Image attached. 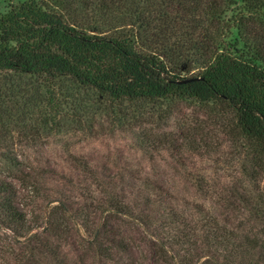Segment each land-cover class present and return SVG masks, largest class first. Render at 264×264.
Masks as SVG:
<instances>
[{
	"label": "rangeland",
	"instance_id": "obj_1",
	"mask_svg": "<svg viewBox=\"0 0 264 264\" xmlns=\"http://www.w3.org/2000/svg\"><path fill=\"white\" fill-rule=\"evenodd\" d=\"M24 1L0 0V15ZM36 1L69 22L74 19L81 30L133 35L144 47L150 40L154 46L153 35L168 40L177 34L165 53L171 60L178 57L180 76H197L203 67L190 45L201 24L164 14L156 0H127L115 18L97 14L80 0ZM153 2L156 10L146 17L143 10ZM248 7L246 0L227 7L221 22L224 41L233 56L264 69V60L253 54L262 45L252 32L263 17ZM182 53L185 60L178 56ZM236 129L235 112L221 102L110 103L67 76L51 80L0 72V180L16 191L15 205L32 230L25 237L40 235L50 209L59 203L82 213L65 221L68 238L58 232L49 237L51 247H60L55 256L32 243L34 264H106L86 244L102 226L101 209L112 199L127 203L133 217H147L151 227L144 229L133 219L118 226L112 222L128 247L107 264H162L147 240L156 241L154 229L159 233L167 224L163 233L185 235L174 247L182 257L177 264H191L190 259L192 264H220L224 257L230 264H264V148L248 147ZM85 207L86 214L80 210ZM26 238L0 226V264H28Z\"/></svg>",
	"mask_w": 264,
	"mask_h": 264
},
{
	"label": "trees",
	"instance_id": "obj_2",
	"mask_svg": "<svg viewBox=\"0 0 264 264\" xmlns=\"http://www.w3.org/2000/svg\"><path fill=\"white\" fill-rule=\"evenodd\" d=\"M156 1L164 14L186 16L189 21H196L195 25L201 24L190 44L192 47L195 45L192 49L198 52L197 58L203 65L197 76L189 77L197 80L178 83L188 78L180 76L183 72L178 57L171 60L165 53L177 34L168 40L153 35L154 46L150 40L148 47H144L135 43L133 35L128 37L114 30L106 34L81 30L74 19L69 22L61 12L36 0H26L0 15V72L37 75L51 80L67 76L80 86L97 91L110 103L158 99L221 102L235 112L237 136L248 147L255 145L264 148V69L251 63L248 58L233 56L224 41V24L221 22L227 7L234 0ZM246 1L252 15L263 17L258 22L259 27H254L252 32L259 46L262 45V49H255L253 54L258 61L264 60V0ZM126 2L80 0L78 3L97 14L115 18L121 14L118 10L124 8ZM70 4L67 3V8ZM140 10L143 9L134 12L137 17L141 14ZM155 10L153 2L143 12L147 17L152 16ZM161 40L164 42L158 45ZM189 51L191 49L185 52ZM186 53L178 56L185 60ZM189 70V67L183 69L185 73ZM15 193L13 186L0 180V226L21 239L26 238V234L32 230L26 225L24 212L15 205ZM80 210L86 214V207ZM101 210L105 213L104 222L93 230V237L86 245L94 258L107 264L116 262L115 255L123 253L128 247L124 244L125 240L117 237L121 235L115 229L118 222L133 219L144 229H149L151 223L147 217H133L131 208L120 199H112L109 207ZM78 211L73 214L65 202L52 207L42 233L26 238L29 245L27 254L35 251L32 245L35 243L47 255L55 256L60 247H51L49 237L53 233L57 236L58 232L65 239L68 238L70 228L65 221L81 216L82 213ZM112 222H116V226ZM166 226L159 233L154 229L157 232L154 235L156 241L149 239L147 242L162 264H173L182 258L180 250L174 247L182 245L185 235L172 234L171 231L163 233ZM74 231L77 232V229ZM114 238H118L117 242ZM166 248L173 253L170 255ZM29 256L26 261L34 264L33 257ZM183 259L188 262L190 258L184 256ZM189 262L192 264L191 259ZM220 264H230V259L224 257Z\"/></svg>",
	"mask_w": 264,
	"mask_h": 264
},
{
	"label": "water",
	"instance_id": "obj_3",
	"mask_svg": "<svg viewBox=\"0 0 264 264\" xmlns=\"http://www.w3.org/2000/svg\"><path fill=\"white\" fill-rule=\"evenodd\" d=\"M193 80H197V78H188V79H184L182 81H179L178 83H187V82H190V81H193Z\"/></svg>",
	"mask_w": 264,
	"mask_h": 264
}]
</instances>
